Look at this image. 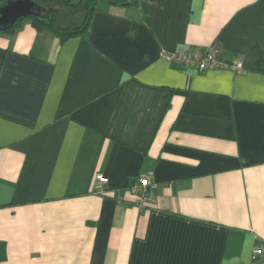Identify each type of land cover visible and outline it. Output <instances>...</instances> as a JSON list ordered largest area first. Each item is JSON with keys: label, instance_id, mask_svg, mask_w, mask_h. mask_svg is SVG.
Segmentation results:
<instances>
[{"label": "crops", "instance_id": "crops-1", "mask_svg": "<svg viewBox=\"0 0 264 264\" xmlns=\"http://www.w3.org/2000/svg\"><path fill=\"white\" fill-rule=\"evenodd\" d=\"M188 46L244 67L162 55ZM256 245L264 0H99L88 34L0 30V264H257Z\"/></svg>", "mask_w": 264, "mask_h": 264}, {"label": "trees", "instance_id": "trees-1", "mask_svg": "<svg viewBox=\"0 0 264 264\" xmlns=\"http://www.w3.org/2000/svg\"><path fill=\"white\" fill-rule=\"evenodd\" d=\"M4 0H1L3 2ZM44 7L42 14L20 17L10 27L4 29L13 32L21 22L28 18L38 29H49L61 40L78 34H88L89 26L99 0H37ZM113 3L138 4L141 0H106ZM257 264L259 260L255 258Z\"/></svg>", "mask_w": 264, "mask_h": 264}, {"label": "built area", "instance_id": "built-area-1", "mask_svg": "<svg viewBox=\"0 0 264 264\" xmlns=\"http://www.w3.org/2000/svg\"><path fill=\"white\" fill-rule=\"evenodd\" d=\"M162 55L167 60L185 67L191 66L201 69L231 67L236 71H241L244 67L240 60L228 61L217 55L215 50L210 47L188 46L175 50L163 49ZM152 174V170L141 172L131 186L132 190L138 194L137 203L141 207L145 206V203L151 197L150 191L155 186ZM106 180V177L100 174L97 187H102ZM253 251L254 257L259 260L258 264H264V246L256 245Z\"/></svg>", "mask_w": 264, "mask_h": 264}, {"label": "water", "instance_id": "water-1", "mask_svg": "<svg viewBox=\"0 0 264 264\" xmlns=\"http://www.w3.org/2000/svg\"><path fill=\"white\" fill-rule=\"evenodd\" d=\"M45 10L37 0H4L0 3V30L10 27L20 17L40 15Z\"/></svg>", "mask_w": 264, "mask_h": 264}, {"label": "rangeland", "instance_id": "rangeland-1", "mask_svg": "<svg viewBox=\"0 0 264 264\" xmlns=\"http://www.w3.org/2000/svg\"><path fill=\"white\" fill-rule=\"evenodd\" d=\"M263 246V245H262Z\"/></svg>", "mask_w": 264, "mask_h": 264}]
</instances>
